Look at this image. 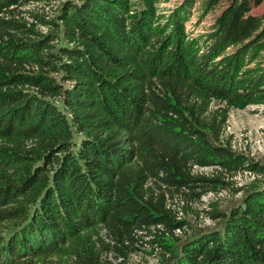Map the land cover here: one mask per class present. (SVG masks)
Returning a JSON list of instances; mask_svg holds the SVG:
<instances>
[{
	"label": "trees",
	"instance_id": "trees-1",
	"mask_svg": "<svg viewBox=\"0 0 264 264\" xmlns=\"http://www.w3.org/2000/svg\"><path fill=\"white\" fill-rule=\"evenodd\" d=\"M35 1L0 0V264H264V165L226 134L264 105V0L196 35L224 0H65L55 21ZM245 169L263 176L247 190ZM224 189L245 192L202 200Z\"/></svg>",
	"mask_w": 264,
	"mask_h": 264
},
{
	"label": "rangeland",
	"instance_id": "rangeland-1",
	"mask_svg": "<svg viewBox=\"0 0 264 264\" xmlns=\"http://www.w3.org/2000/svg\"><path fill=\"white\" fill-rule=\"evenodd\" d=\"M65 0H41L30 3L26 6H23V9H35L36 11L45 14L46 17L53 19L54 21L58 19L59 11ZM182 0H160L159 8L160 9H171L175 7ZM224 4L220 6L216 11L211 12L201 21H199L198 15L199 12L196 10L192 19L188 22V29L190 32L196 34L206 32L210 29L211 25L214 23L216 16L221 12L227 0H224ZM168 10H165L168 12ZM253 13L260 15L264 18V2L253 9ZM37 29L41 33H47L50 31L48 26L41 24L37 25ZM60 34V33H59ZM60 37V42H61ZM63 41V40H62ZM59 43V41H58ZM264 105H250L244 109H232L230 111V117L228 120V127L226 134L232 136L233 140L241 151L248 154L256 161H259L264 165ZM76 138L79 139V135H76ZM200 172H211L212 168H201ZM245 177V176H244ZM263 179L262 175L259 177L251 178V175H248L246 179L243 178V182L246 183V190L255 186L259 180ZM245 192V191H244ZM243 192V193H244ZM243 193H238L235 196L230 193V196L224 198L221 203L223 209L229 208L232 204L237 202L242 198ZM208 195V194H207ZM207 195H203L202 200L206 204L211 197L207 198ZM209 196V195H208ZM204 204V205H205ZM203 203L195 202L192 207L186 210V218L190 221L191 226L195 229V232H199L205 229H208V226H211L213 223L209 224L205 217H202L201 214L204 208ZM191 228V229H192ZM150 248L148 251H140L139 253H133L129 258V264H158L159 263V251L156 250L154 253H151Z\"/></svg>",
	"mask_w": 264,
	"mask_h": 264
},
{
	"label": "built area",
	"instance_id": "built-area-1",
	"mask_svg": "<svg viewBox=\"0 0 264 264\" xmlns=\"http://www.w3.org/2000/svg\"><path fill=\"white\" fill-rule=\"evenodd\" d=\"M233 148L241 151L239 148H237L234 140H233ZM201 168H207V167H200L199 169H201ZM248 175H251V178H255L256 176L259 177L260 174L257 173L256 171L251 170V169H245V170H242V171H239L238 173H236L235 176H233V179H235L237 181V185L238 186H244L246 183H244L242 180H243V178L246 179L248 177ZM239 193H241V192H239ZM207 194H205V195H207V198L211 197V199L223 198V197L230 196V192L228 190H226V189L221 190L218 193L210 191ZM210 200H208V202ZM207 221H208L209 224H211V222H212L210 219H207Z\"/></svg>",
	"mask_w": 264,
	"mask_h": 264
}]
</instances>
